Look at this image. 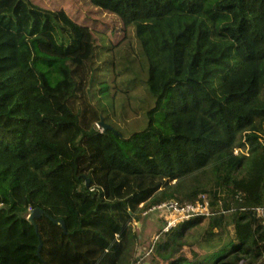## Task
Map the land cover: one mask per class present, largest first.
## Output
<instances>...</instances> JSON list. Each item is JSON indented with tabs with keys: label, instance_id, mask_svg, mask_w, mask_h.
I'll list each match as a JSON object with an SVG mask.
<instances>
[{
	"label": "trees",
	"instance_id": "trees-1",
	"mask_svg": "<svg viewBox=\"0 0 264 264\" xmlns=\"http://www.w3.org/2000/svg\"><path fill=\"white\" fill-rule=\"evenodd\" d=\"M70 2L0 0V264H134L146 211L204 195L145 262L264 264V0ZM133 44L154 106L127 132L98 62Z\"/></svg>",
	"mask_w": 264,
	"mask_h": 264
},
{
	"label": "rangeland",
	"instance_id": "rangeland-1",
	"mask_svg": "<svg viewBox=\"0 0 264 264\" xmlns=\"http://www.w3.org/2000/svg\"><path fill=\"white\" fill-rule=\"evenodd\" d=\"M35 1L47 7H55L57 5L65 9L72 17H78L81 20L87 19L86 12L91 13L86 8L80 11L78 7L81 8L83 5L77 4L78 7H75L70 0H59L58 3L57 0ZM109 38L111 41L113 40V37L109 36ZM109 38L106 41L108 46L110 42ZM133 47L136 48V44H133L132 47L131 45L123 48L120 47L117 53L115 50L108 51L100 55L101 58L98 62L101 66L104 65L101 77L102 79L109 80L111 88L107 100L113 106L108 105L109 108L105 114L108 117V121L117 124L127 132L143 128L145 126L144 119L146 113L154 106V99L148 90L146 82L147 71L142 66L141 60ZM116 80H118L117 83ZM165 221L162 214H144L142 220L135 223L138 238L131 242L125 259L127 261H134L140 252L149 250L156 241V236L159 234Z\"/></svg>",
	"mask_w": 264,
	"mask_h": 264
},
{
	"label": "built area",
	"instance_id": "built-area-1",
	"mask_svg": "<svg viewBox=\"0 0 264 264\" xmlns=\"http://www.w3.org/2000/svg\"><path fill=\"white\" fill-rule=\"evenodd\" d=\"M258 212H264V208H259ZM144 214H162L166 221L160 230H162V232H168L171 229L177 227L179 224L190 221L196 217L211 215L212 209L209 198L204 195L202 200L196 202L181 203L176 200L166 201L154 206ZM160 235L161 232H159V234L156 236V241ZM156 241L149 250L142 251L137 255L134 264H144L146 259L154 253Z\"/></svg>",
	"mask_w": 264,
	"mask_h": 264
},
{
	"label": "water",
	"instance_id": "water-1",
	"mask_svg": "<svg viewBox=\"0 0 264 264\" xmlns=\"http://www.w3.org/2000/svg\"><path fill=\"white\" fill-rule=\"evenodd\" d=\"M100 125L104 126L105 128L110 127V125L106 124V122L104 120L100 123ZM44 214H47L45 210H43L41 208H35L31 211L30 216L28 217V220L36 225V219L40 218ZM52 219H53L54 223L61 224L63 226V228L66 229V223H65L64 219H62V218H57V219L52 218ZM42 246H43V242L41 241V243L39 245V249H38L39 254L41 252ZM145 264H150V263L146 262Z\"/></svg>",
	"mask_w": 264,
	"mask_h": 264
},
{
	"label": "crops",
	"instance_id": "crops-1",
	"mask_svg": "<svg viewBox=\"0 0 264 264\" xmlns=\"http://www.w3.org/2000/svg\"><path fill=\"white\" fill-rule=\"evenodd\" d=\"M154 217V216H153ZM139 237H141V236H139Z\"/></svg>",
	"mask_w": 264,
	"mask_h": 264
},
{
	"label": "clouds",
	"instance_id": "clouds-1",
	"mask_svg": "<svg viewBox=\"0 0 264 264\" xmlns=\"http://www.w3.org/2000/svg\"><path fill=\"white\" fill-rule=\"evenodd\" d=\"M146 263V262H145Z\"/></svg>",
	"mask_w": 264,
	"mask_h": 264
}]
</instances>
